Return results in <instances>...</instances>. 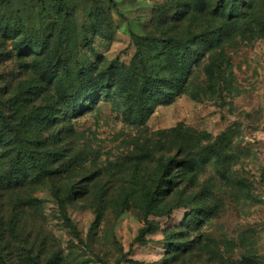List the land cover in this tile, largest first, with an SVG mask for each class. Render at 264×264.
<instances>
[{
  "label": "rangeland",
  "instance_id": "374dc122",
  "mask_svg": "<svg viewBox=\"0 0 264 264\" xmlns=\"http://www.w3.org/2000/svg\"><path fill=\"white\" fill-rule=\"evenodd\" d=\"M243 1L244 17L230 27L219 0L204 8L194 0H0V107L20 119L45 106L49 116L64 107L59 81L94 83L77 111L35 133L58 135L56 173L19 187L0 182V237L35 240L38 264H264V0ZM214 31L221 40L211 43ZM193 35L187 92L149 115L130 111L139 95L119 90L129 72L181 73L160 62L162 44L144 38ZM179 125L205 133L196 178L149 211L144 191L159 169L149 151ZM23 249L0 250L7 264H25Z\"/></svg>",
  "mask_w": 264,
  "mask_h": 264
},
{
  "label": "trees",
  "instance_id": "16d2710c",
  "mask_svg": "<svg viewBox=\"0 0 264 264\" xmlns=\"http://www.w3.org/2000/svg\"><path fill=\"white\" fill-rule=\"evenodd\" d=\"M194 3L198 8L206 7V0H194ZM218 4L221 12H219L220 15L218 16L226 18V14H229V20L234 21L230 27L236 24L242 16L244 17L243 0H219ZM259 24L261 25L262 23ZM213 33L212 36L216 35L217 32L214 31ZM198 38L196 35L186 39L170 36L164 39H154V41L144 38L146 44L155 41H157L155 43L162 44V55L160 58L162 64L169 63L175 72L176 70L177 72L181 70L180 75L170 77L166 73H161V67H155V65L151 66L153 71L147 73L145 70V66H147V55L143 47V42L137 38L136 58L138 63H141V66L144 67L143 70L145 72H129L124 79V84L120 85L119 88L120 92L127 94L129 89L134 87L135 89L131 92L136 93L137 96L139 95V98L126 104L130 111L135 108L136 112H132L137 115L140 116L143 112H145V115L146 112L149 115L153 112L157 104L172 103L176 97L187 92L188 81L193 67L191 61L192 56L189 52L194 51L192 45L198 41ZM214 39L217 42L221 40L216 35L211 40V43H214ZM41 46L43 49L45 43H41ZM81 71L83 72L85 69H81ZM174 71L173 74L175 73ZM207 76L208 83H213L215 75L211 67L207 69ZM80 80L78 85L67 83V81L58 82L60 86L57 89V93L64 107H59L58 105H54L53 108L50 107L52 112L55 113L53 116L51 115L52 112L48 116L50 111L49 107L43 106L36 113L23 115L19 119V110L8 112L7 108L3 109L0 107V182L2 181L7 186L19 187L27 181H48L56 173L55 164L62 159L61 156L63 154L60 150H51L50 146H56L58 143V135L50 133L46 136L44 135V132H46L44 129L42 133H35L46 126L49 127L47 128L49 131L54 126L50 121L61 119V114L65 115V113L67 114L71 110H78L82 92L88 89V86L91 87L94 84L92 82H86L87 80ZM93 86H96V84ZM40 88L43 91L46 85L41 83ZM148 94H151L150 98L146 97ZM158 95L161 96L162 100L155 101L148 108L149 100H154L155 96ZM27 120H32L30 124L31 129L25 123ZM190 132V129L183 125L166 130L163 132L166 135L165 142L163 144L162 142L154 144L149 151V155L153 157V161H157L159 164L157 177L152 179L154 185L146 186L144 191V204L149 211H151L155 204L167 200L176 184L178 185L181 181H186L189 178L192 179V183L194 182L196 178L195 171L200 165L199 153L196 151L195 145L196 141L204 139L203 135L205 133L198 134L194 132L195 134H192ZM4 159L10 162L11 167L9 169H1V162ZM174 173H177L179 177L177 181L173 176ZM32 243L30 246V242L25 240L24 243H19L17 246L14 237H0V249H2V246L6 247V249L25 248L23 250L27 252L26 256L30 259L25 264H38L37 259L31 255L32 248L36 247V241L34 240ZM0 264H7L6 257L2 255L1 250Z\"/></svg>",
  "mask_w": 264,
  "mask_h": 264
}]
</instances>
